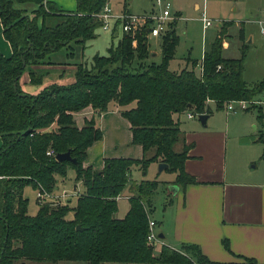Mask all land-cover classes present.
<instances>
[{"label": "trees", "instance_id": "1", "mask_svg": "<svg viewBox=\"0 0 264 264\" xmlns=\"http://www.w3.org/2000/svg\"><path fill=\"white\" fill-rule=\"evenodd\" d=\"M74 1L75 11L66 12L46 0H0L2 36L10 47L8 56L0 53V264H211L195 244L179 249L160 245L152 252L145 239L148 212L157 186L166 182H134L130 173L133 167L144 172L149 163L161 162L165 172L174 173L172 185L196 183L183 169L190 144H184L173 115H207L212 111L208 102L218 110L230 100H249L264 90V79L251 85L243 80L244 45L237 58L221 56L227 22L220 23L202 53L200 74L195 73L194 59H186L176 71L168 69L177 42L172 25L160 36V61H146L145 24L134 34V44L122 33L103 55H92L89 67L76 64L71 83L50 84L34 95L21 91L22 72L29 83L39 84L46 73L41 67L51 65L45 59L50 53L71 50L95 37L100 25L96 14L106 0ZM23 3L34 5L31 16L15 7ZM237 37L243 40L241 24ZM109 101L119 107L134 102L120 115L129 123L131 143L140 146L141 158H105L99 170L83 167L86 148L101 138L94 116L105 111ZM86 106L93 116L77 128L72 113ZM256 140L264 143V133ZM67 148L75 164L54 159ZM48 149L52 155L46 154ZM67 168L82 186L74 204L40 203L33 215L27 214L23 188L49 193L55 175L64 177ZM124 189L128 206L116 218V199ZM244 261L255 264L253 259Z\"/></svg>", "mask_w": 264, "mask_h": 264}, {"label": "crops", "instance_id": "2", "mask_svg": "<svg viewBox=\"0 0 264 264\" xmlns=\"http://www.w3.org/2000/svg\"><path fill=\"white\" fill-rule=\"evenodd\" d=\"M46 1L53 3L59 10L69 12L75 11L76 4L74 0ZM125 1L126 0L122 1V8L120 10L110 8L112 12L116 14L121 11L133 13L127 8V3ZM188 1H190L194 11H199L201 13L203 10L205 12L206 7L204 6V2L200 7L199 0ZM171 2L173 8H171V11L175 15L174 20L183 18L180 9L184 8V0H171ZM260 2V7L255 9L257 10V15L251 18L264 17V0ZM30 4L31 3L15 4V7L28 12L34 9V5ZM146 9H142L139 12H147L151 9L150 0L149 7ZM200 13L197 18L199 21ZM200 23L201 28L205 29L206 27H202L201 21ZM239 24L242 25L244 38L246 37L245 23L239 21L237 23V31ZM217 25L219 26L220 23ZM174 29L175 26L173 27V30ZM105 32L108 33L109 37H115L117 41L122 34L117 25H113L111 30ZM149 37L158 38L156 36H146V41ZM147 51L148 57L146 61L154 62L158 53L152 52L148 47V43ZM0 53L3 56H8L10 54L9 44L2 36L1 24ZM185 57L176 58L173 54L172 59L168 62V69L176 71L181 68L183 66L181 61ZM201 57L199 60L194 59L196 61L194 69L196 70ZM171 63H174V66H170ZM51 64L53 65H43L41 68L48 70L56 69L57 72L55 76L49 79V81H46V74L43 75L41 78V81H43L42 84L32 88L26 87L25 82H23L25 86L22 89L20 88V90L34 95L50 84L66 85L72 82H69L70 79L67 80L68 83L62 81L63 76L60 72L64 70L62 65L57 62H51ZM72 73H74V68ZM208 105L211 107L212 111L210 114H207L205 123H208L209 118L215 112L223 110L222 108L218 110L214 109V104L212 102H208ZM133 106L134 102L119 107L114 101H109L105 111L94 116V125L99 128L101 138L86 148L85 159L82 161L83 167L89 166L94 170H99L105 158H141L142 151L140 146L131 143L129 123L120 115V110L129 109ZM237 112L232 113L236 115ZM181 114H174L173 118L178 119V127L183 134L182 139L184 144H190L187 151V158L183 163V169L186 173L194 177L196 183L187 184L184 187L178 186L177 189L172 192L171 189H168V186L172 185L170 182L174 178V173H168L164 170L156 172L155 166L158 162H151L146 168L149 169V167L153 165V176L151 179H155L159 182H166L165 186H167L169 193L160 229H154L156 230V234L162 235V237L159 238L160 244L167 245L173 249H179L183 244H195L211 264H246L244 261L245 258L253 259L255 264H264V174L251 180H248L244 175L227 177L223 166L224 163L222 164V151L225 148V141L227 139V120H224L221 130L214 132L192 131L186 134L180 128L179 118ZM92 116L93 110L90 106H86L72 113V119L77 128H80L83 121L90 119ZM259 133L264 132L261 130L255 132L254 129L253 132L247 134L244 128L241 127V129L234 134L233 138H237L238 143L242 146L254 148L262 147V153L264 154V143L256 140ZM180 146L181 144L177 143L175 150H179ZM68 170H66V172ZM70 170L71 174L68 178L75 188H66L64 185V179L67 178L65 174L64 178L55 177L53 192L62 194L63 192L71 191L75 200V196L82 190V186L79 181H73L74 172L72 169ZM166 173L173 175L168 178ZM123 191L126 190L124 189ZM51 194L52 191L48 193L49 196ZM22 195L24 196L23 190ZM119 197L125 198V194ZM119 197H117V199ZM69 198L70 197L66 198L68 203H70ZM127 206L128 204H126V207L123 209L122 215L117 218H121L124 215Z\"/></svg>", "mask_w": 264, "mask_h": 264}, {"label": "rangeland", "instance_id": "3", "mask_svg": "<svg viewBox=\"0 0 264 264\" xmlns=\"http://www.w3.org/2000/svg\"><path fill=\"white\" fill-rule=\"evenodd\" d=\"M106 1L110 8L114 10H120L122 8L123 0ZM168 1L172 8L171 0ZM260 1L261 0H199L200 7L204 2V6L206 7V17L211 23L210 26L202 29L200 21L197 20L200 12L194 11L190 1L184 0V8L180 9L183 18H180L179 20H173L168 25L169 28L171 25L172 27L175 26L174 32L177 37V42L173 49L174 56L176 58L187 56L181 61L183 65L186 59L199 60L203 51L207 49L209 43L217 34V31L219 30V26L217 24L227 22V25L225 26V36L222 39L221 56L224 58H237L239 56L240 46L244 45L242 72L243 80L247 85H251L252 83L264 79V36L258 33L257 27L253 22L246 21L247 19L249 20V18L251 20L252 16L257 15V10L255 9L260 7ZM125 2L127 3V8L133 13H140L139 11L149 7V0H126ZM28 15L31 16L30 11H28ZM239 21H243L245 23L246 37H244L242 41L237 39V23ZM95 32V37L85 41L83 45H74L71 50L67 48H61L50 53L47 58H45L50 62H57L64 67V70H59L63 76L62 81H65L66 83H68V79H70L69 82L73 81L72 72L73 68L75 70L76 64L81 63L85 67H89L92 55H103L105 53V49L110 44L114 45L117 42L115 37H109L107 32H104L99 28H96ZM248 39H250L249 42ZM146 42L148 43V47L152 50V52L158 53V56H156V59H154V62L158 63L161 57V38L149 37ZM170 66H174V63H171ZM45 70L46 81H49V79L55 76L57 72L56 69ZM194 70L195 73H198V68L197 70ZM23 82H25L26 87L32 88L41 85L43 81H40L39 84L29 83L26 72L24 71L18 78V86L21 89L25 86ZM247 102L248 106L246 109L242 112H237L236 115L235 113L233 114L232 112H227L223 105V110L215 112L209 118L208 123H205L204 125H201L196 117L187 118L186 114L180 115L179 122L180 128L184 131V133L187 134V132L192 131L214 132L221 130L223 127V122L226 119L228 128L227 139L225 141V148L222 151V164L224 163L223 166L225 168V174L227 177H237L239 175H244L248 180H251L256 179L257 177L264 174V154L262 153V147L254 148L250 146H242L240 143H238L237 138H233V136L241 129V127L244 128V131H246L247 134L253 132L254 129L255 132H258L259 130L264 132V90L260 94L247 100ZM258 111H260L262 114L261 121L257 119V115L259 113ZM152 167L145 169L144 172H141L138 167H133L131 171V180L138 182L140 179H151L153 176ZM70 169L71 168H67V178L64 179V185L69 189L72 187L70 179L68 178L71 174ZM155 170L158 172L157 164L155 166ZM166 174L168 175V178L173 175L168 173ZM55 177L59 178L61 176L55 175ZM165 185V183H160L157 186L148 212V217L155 222L154 229L156 230L160 229L166 201L169 195L167 186ZM36 191L37 190L32 189L30 186H25L23 188V194L27 198L26 211L29 215H33L35 213L36 206L38 207L40 203H47L49 207H55L66 204L67 197H70V203H68L69 206H72L75 201L71 191L57 194L53 192L52 189V194L49 196V198L44 200L37 198ZM123 194H126V191H123L122 195ZM116 200L118 210L114 216L117 218L118 216L122 215V211L126 207L127 200L123 197H119ZM69 216L70 214H68V217ZM158 249V246H152L153 253L158 252ZM24 263L48 264L45 262H35L29 260H24ZM55 264H81V262L60 260Z\"/></svg>", "mask_w": 264, "mask_h": 264}, {"label": "built area", "instance_id": "4", "mask_svg": "<svg viewBox=\"0 0 264 264\" xmlns=\"http://www.w3.org/2000/svg\"><path fill=\"white\" fill-rule=\"evenodd\" d=\"M151 9L147 12L142 13H131L126 11H121L120 13H113L107 2H105L100 10L96 14L97 20L100 22L99 29L102 31L111 30V27L118 26L121 33H125L132 39V44H134V34L145 24H147L146 36H156L160 37L168 28V25L175 19V15L171 11V5L168 0H150ZM200 21L202 22V27H208L211 25L210 20L206 17L205 12L202 10L200 13ZM248 22H253L260 35L264 36V17H255L251 20H246ZM198 74H200L201 66L200 63L197 65ZM224 109L227 112H237L243 111L248 106L247 100H230L225 102ZM187 118H195L197 115L186 112ZM47 155H52L51 150L46 151ZM36 196L40 200L49 198L48 193H40L36 191ZM147 234L146 243L154 247H159L160 241L156 236L154 230V222L149 217L147 219Z\"/></svg>", "mask_w": 264, "mask_h": 264}, {"label": "water", "instance_id": "5", "mask_svg": "<svg viewBox=\"0 0 264 264\" xmlns=\"http://www.w3.org/2000/svg\"><path fill=\"white\" fill-rule=\"evenodd\" d=\"M249 40H250V39H248V42H249ZM187 107H189V105H188ZM206 117H207L206 114H198V115L196 116V119L198 120V122H199L201 125H204ZM70 150H71L70 148H67V150L64 151V152L56 153V154L54 155V159H55L56 161H58V162H60V161H68V162H70V163H72V164H75V163H76L75 159L72 158V157L70 156ZM165 167H166V164H165V163H161V162L157 163V171H158V172H160L161 170H163ZM72 188L74 189L75 186H72ZM168 189H171L172 192H174V191L177 189V186H175V185H171V186H168ZM75 229L78 230L79 227H78V226H75ZM156 236H157L158 238H161V237H162L161 234H156Z\"/></svg>", "mask_w": 264, "mask_h": 264}]
</instances>
